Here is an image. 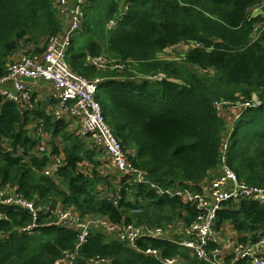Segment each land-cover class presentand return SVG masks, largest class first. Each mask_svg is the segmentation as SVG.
Returning a JSON list of instances; mask_svg holds the SVG:
<instances>
[{
    "label": "trees",
    "instance_id": "obj_1",
    "mask_svg": "<svg viewBox=\"0 0 264 264\" xmlns=\"http://www.w3.org/2000/svg\"><path fill=\"white\" fill-rule=\"evenodd\" d=\"M260 1L264 0H87L65 60L79 75L103 78L95 99L106 123L128 151L127 158L162 186L192 183L199 188L201 181L208 182L226 129L214 102H246L255 96L260 104L243 109L233 120L227 159L239 179L264 187V29L254 38L251 32L259 19L247 15L248 7ZM124 4L128 7L123 16L109 26ZM61 29L52 0H0V73L13 52L27 46L29 55L41 53ZM192 40L201 47L190 48L179 59L158 57L165 48ZM103 53L123 68L102 70L86 62L88 55ZM157 73L164 77L148 78ZM31 116L42 119L52 152L62 146L66 163L55 176L67 190L41 173L47 156L31 155L35 140L26 130ZM5 139L13 152L1 146ZM18 150L21 153L15 155ZM99 154L69 131L63 119L39 109L20 112L12 102L0 105V186H16L26 198L41 199L42 205L56 196L75 205L81 216L156 225L194 219L192 205L159 196L121 176L116 180L120 190L112 188L117 203L102 196L97 186L108 181L97 168ZM84 161L93 163L91 173L80 168L86 166ZM6 212L7 218L0 221V264H62V252L73 250L74 229L49 225L43 214L31 232L19 231L31 223L30 216ZM262 214L255 202H226L217 219L239 231L254 230ZM139 244L158 249L162 258L181 255V264H209L172 242ZM95 256L110 264H164L98 230L91 231L80 248L82 261Z\"/></svg>",
    "mask_w": 264,
    "mask_h": 264
},
{
    "label": "built area",
    "instance_id": "obj_2",
    "mask_svg": "<svg viewBox=\"0 0 264 264\" xmlns=\"http://www.w3.org/2000/svg\"><path fill=\"white\" fill-rule=\"evenodd\" d=\"M52 1L60 24L62 25V19H65L66 26H62L58 34L48 39L43 52L33 55L23 52L16 59L6 63L3 72L0 73V102H12L20 112L31 111L33 109L32 92L26 79L46 81L52 89L49 95L51 102L45 109L47 115L55 120H65L67 128L73 129L70 125H74L75 133L83 139L89 138L96 149L103 151L117 175L127 178L130 184L142 185L162 197L178 199L181 203L192 205L195 211V217L187 223L188 225L178 221L177 224H171L167 228L146 223L126 222L123 218L119 221H112L105 217V221L96 222L105 227V231L100 230V232L135 251L159 259L164 264H181L184 258L178 254L162 258L158 249L151 246L142 247L139 243L146 240L172 242L184 248L190 257L209 264L238 262L264 264V187L251 185L239 179L228 164L227 148L232 125L222 133L217 165L208 182L199 183L198 188L192 183L162 186L154 181L127 158L128 151L113 134L102 115L101 106L95 99V93L103 78L88 79L79 75L69 67L65 60L70 40L79 29L83 19V8L87 0ZM127 7V4L123 5L119 15L109 21V26H113L116 19L123 16ZM257 27L258 25H255L253 28L254 38L257 37L254 32ZM261 30L263 29L259 28V31ZM180 45L182 48L186 47V50L182 49L184 53L190 48L201 47V43L195 40L176 44L177 47ZM86 62L102 70L122 69L124 66L108 58L104 53L96 56L88 55ZM149 77L160 80L164 74L158 73L156 76ZM229 104V101L218 100L214 102V108L222 115L220 109ZM259 104L260 101L255 96L246 102H234L233 105L236 107L234 119L243 109ZM27 130L35 139L33 151L35 156L48 157L41 172L49 176L55 175L59 167L66 163L60 145L57 152H52L50 136L40 118L33 119L27 125ZM57 140L60 141V139ZM2 146L6 152H12L9 143H4ZM19 153L20 150L15 152L16 155ZM80 168L87 173L90 172L81 164ZM119 187L121 186L118 184ZM99 190L101 187L98 188ZM104 197L114 204L118 201V197L114 195L106 194ZM242 201L255 202L263 209L262 219L254 230L239 231L229 221H218L217 219V212L226 202L237 204ZM6 209L22 211L30 216L31 223L19 228V231L31 232L38 226V217L43 214L49 218V225L74 229L76 231L74 248L71 251L62 252V264H110L107 258L99 256L82 261L80 248L91 231L89 222L83 221L84 216H81L80 211L74 205L57 204V207H52L38 204L37 197L26 198L18 192L16 186L12 188L0 186V221L7 218ZM223 231L228 233L227 239Z\"/></svg>",
    "mask_w": 264,
    "mask_h": 264
},
{
    "label": "rangeland",
    "instance_id": "obj_3",
    "mask_svg": "<svg viewBox=\"0 0 264 264\" xmlns=\"http://www.w3.org/2000/svg\"><path fill=\"white\" fill-rule=\"evenodd\" d=\"M54 8H55V6H53ZM247 15L250 17V15H251V18H255V17H257L259 20L257 21V22H255L254 23V25H258V27L257 28H255V34L258 36V35H260L261 33H262V30L261 31H259V28H261V29H264V1H260L259 3H255V4H253V5H251L250 7H248V9H247ZM251 33H253V31L251 32ZM181 49H180V48ZM179 47H177L176 45H174V46H171V47H168L166 50H163V51H161L159 54H158V56H160V57H162V58H166V59H179L180 57H182L183 55H184V50H182V49H185L186 50V47H184V48H182V45H180ZM18 51V50H17ZM17 51H15V52H13L9 57H8V59H11V57H12V55H14ZM24 53L25 54H27L26 53V51H24ZM7 59V60H8ZM9 61V60H8ZM7 61V62H8ZM6 62V63H7ZM6 65V64H5ZM5 68V67H4ZM158 74V73H157ZM149 79H152V80H155V79H153V77H149ZM27 81V80H26ZM44 81V80H43ZM29 82V81H28ZM32 92V91H31ZM252 98H253V96H252ZM236 102V101H235ZM3 103H1L0 102V105H2ZM234 104V102H232V103H230L229 105H227V106H223L221 109H220V112H221V114L224 116V118H225V121H226V129H225V131L226 130H228V128L232 125V123H233V119H234V116H235V114H236V107L233 105ZM34 107H35V103H34V101H33V109H34ZM32 109V110H33ZM233 111V112H232ZM225 115H229V116H225ZM32 117V116H31ZM29 123V122H28ZM27 123V124H28ZM108 125V124H107ZM70 127H73V129H70V128H67L69 131H71V132H73L74 133V130L76 131V129H75V127H74V125H70ZM26 130H27V125H26ZM27 133H28V130H27ZM49 134V133H48ZM28 135L31 137V135L28 133ZM78 135V134H77ZM50 136V135H49ZM79 136V135H78ZM80 137V136H79ZM33 138V137H32ZM34 139V138H33ZM35 140V139H34ZM50 142H51V138H50ZM84 142H85V144L86 145H88V147L89 148H95L93 145H92V142L89 140V138H85L84 139ZM4 143H6V144H8V143H10L9 141H7L6 139L5 140H3L2 141V143H1V146L4 144ZM10 145V144H9ZM11 146V145H10ZM34 147H35V144H34ZM34 147H33V149L30 151V152H33L34 151ZM62 147V146H61ZM11 148H12V150H13V147L11 146ZM51 149H52V147H51ZM62 149V148H61ZM96 149V148H95ZM98 150V149H97ZM63 151V150H62ZM100 151V154H99V159H101V160H103V159H107V161L109 162V159L104 155V153H103V151L101 152V150H99ZM13 152V151H12ZM20 153H21V151H20ZM64 153V152H63ZM14 154H15V152H14ZM32 154V153H31ZM16 155V154H15ZM35 154H34V152H33V155L32 156H34ZM101 157V158H100ZM93 159H94V157H93ZM85 163H86V166L84 167V168H87L89 171H90V173L92 172L91 170H90V168H91V165H92V168H93V163L92 162H88V161H84ZM103 164V162H99V164H98V170H99V168H100V166ZM109 164H110V162H109ZM91 168V169H92ZM41 171H42V169H40ZM112 171L113 172H115L116 173V170L111 166V173H112ZM41 173H43V172H41ZM101 173H103L104 174V172H101ZM109 171H107V174H104V175H106V177H107V180L106 181H108V183H104L103 182V184L101 185H98L97 186V190H98V188H100L101 187V190H100V192H102L103 194H102V196H105L106 194H108L109 196H112V195H114L115 193H114V189H119L118 188V182L116 181L117 180V178L118 177H120L119 175H117V174H115V175H113V174H111ZM44 174V173H43ZM44 175H46V174H44ZM53 177L54 178H56V176L55 175H53ZM201 182H204V181H201ZM200 182V183H201ZM60 189H66L67 190V187H66V183L64 182V181H62L60 178H56V183H55ZM3 188H6V187H11L12 188V186L13 185H9V184H6V185H1ZM114 187V189L112 190V188ZM18 192H20V191H18ZM21 193V192H20ZM23 194V193H22ZM54 198H56V201L54 200ZM49 202H52V207H57V204H62V205H68V204H65V203H63L59 198H57L56 196H54V197H52V199H49V201H47V205H49L48 203ZM38 204H41V199H38ZM69 205H71V204H69ZM73 205V204H72ZM75 206V205H74ZM76 207V206H75ZM77 208V207H76ZM78 209V208H77ZM79 210V209H78ZM105 217H107V216H101V215H96V214H88V215H86V216H84V219H83V221H86V222H89V230L90 231H93V230H98V231H105V227H104V225H98L96 222L97 221H105ZM108 218V217H107ZM110 219V218H109ZM111 220V219H110ZM113 221V220H112ZM126 221V220H125ZM178 221H182L184 224H186V225H188L183 219H174L173 221H170V222H168V223H166V224H163V225H158V226H161V227H168L169 225H171V224H177V222ZM126 222H128V221H126ZM129 222H134V223H140V224H148L147 222H135V221H129ZM149 225H156V224H149ZM72 228H74V226H72ZM224 232V237L227 239V236H228V233H225L226 231H223ZM109 237V236H108Z\"/></svg>",
    "mask_w": 264,
    "mask_h": 264
},
{
    "label": "crops",
    "instance_id": "obj_4",
    "mask_svg": "<svg viewBox=\"0 0 264 264\" xmlns=\"http://www.w3.org/2000/svg\"><path fill=\"white\" fill-rule=\"evenodd\" d=\"M62 21H63V23L61 26H66V23H67L66 20L62 19ZM26 49H28L27 46L20 47L18 49V51L14 55H12L11 59H8V60L16 59ZM27 84H28L29 88H31V91H32V101H34V103H35L34 109H39L40 111L45 112V109L47 108V104L51 102V100L49 98V95L52 92L50 84L47 83L46 81H43L42 79H37L35 81H29V82H27ZM225 116H229V115H225ZM33 119H37V117L32 116L28 124H30ZM74 133H75V131H74ZM99 161L103 162V164L99 168L100 172L104 170V174H107V171H109L111 173V164H109L107 159H103V160L99 159ZM111 174L115 175L117 173L112 171ZM201 183L205 184L206 182H201ZM229 226H231V225L229 224Z\"/></svg>",
    "mask_w": 264,
    "mask_h": 264
},
{
    "label": "water",
    "instance_id": "obj_5",
    "mask_svg": "<svg viewBox=\"0 0 264 264\" xmlns=\"http://www.w3.org/2000/svg\"><path fill=\"white\" fill-rule=\"evenodd\" d=\"M26 80H27V81H33L31 78H27Z\"/></svg>",
    "mask_w": 264,
    "mask_h": 264
}]
</instances>
